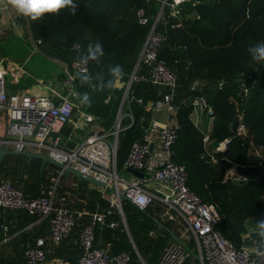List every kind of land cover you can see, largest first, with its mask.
I'll list each match as a JSON object with an SVG mask.
<instances>
[{
	"label": "trees",
	"instance_id": "1",
	"mask_svg": "<svg viewBox=\"0 0 264 264\" xmlns=\"http://www.w3.org/2000/svg\"><path fill=\"white\" fill-rule=\"evenodd\" d=\"M75 15L68 8L58 15L45 14L37 21L29 20L30 33L40 39L39 50L47 57H55L70 63L82 61L90 44L100 43L103 56L88 61L85 74H77L75 87L82 96L87 94L91 105L84 103V110L99 120L102 128H109L114 120L122 89L109 88L114 77L110 68L119 64L123 68L121 80L127 81L134 72L128 90V105L125 108L132 116V123L117 134L115 167L120 170L130 144L141 135V125L146 123L149 111L147 103H153L164 94H171L170 103L176 106L179 125L177 136L171 145V159L182 164L186 173V185L206 203L215 205L218 221L214 228L235 248L241 244L261 247L264 244V206L259 194L264 189V70L255 76V82L247 99L238 105L241 123L251 135L252 142L261 146L260 157L250 153L237 136L229 139L230 125L236 112V78L256 64L251 61L247 48L264 42V0H188L179 5V25L171 26L174 19L166 6L155 24V31L163 35L159 43L158 57L163 59L175 75V86L170 91L146 81V68L135 64L140 47L151 24L137 22L135 11L142 8L148 18L158 9L157 0H74ZM28 20V19H27ZM80 47L77 52L74 49ZM263 64V63H262ZM192 80L199 84L190 89ZM221 80L220 87L217 86ZM202 97L211 110V123L207 133L190 121L189 101ZM141 98L139 105L134 99ZM218 143L228 139L223 150L206 153L203 137ZM214 162L211 161V158ZM5 159L17 164L19 176H13L12 184L30 197H36L42 189L50 187L46 174L56 172L58 166L38 158L5 154L0 157V169ZM236 165L243 178L252 179L262 175V184L233 185L223 180L225 171ZM61 169V168H59ZM1 176V175H0ZM75 188L57 187L59 198L66 190L71 191L67 202L76 205L74 229L55 246H44L46 256L59 257L69 264H77L82 254L78 241L79 230L90 221L94 211L103 213L102 223L94 225L93 245L103 248L110 255L126 253L124 264H151L170 235L154 223L156 219L168 230L157 213L138 209L126 200H121V215L100 196L98 191L87 188L88 182L72 176ZM1 178V177H0ZM106 210H109L106 213ZM13 211L17 214H13ZM6 228L0 227V264H26L23 251L34 246L36 239L43 237L45 226L23 230L34 216L23 210H6L2 213ZM249 219L255 230H246ZM246 234L243 241L241 234ZM115 264V263H109Z\"/></svg>",
	"mask_w": 264,
	"mask_h": 264
},
{
	"label": "built area",
	"instance_id": "2",
	"mask_svg": "<svg viewBox=\"0 0 264 264\" xmlns=\"http://www.w3.org/2000/svg\"><path fill=\"white\" fill-rule=\"evenodd\" d=\"M157 1L158 9L149 18L142 8L135 11L138 23L145 24L151 19V24L140 47L134 70L139 63L144 65L147 75L140 80L171 91L175 86V75L165 61L158 57L159 43L163 35L155 31V24L161 17L162 8L166 6L169 16L174 19L171 26H178L179 5L188 0ZM40 41L38 39L37 44ZM74 49L80 51L79 46ZM67 68L65 75L55 82L39 81L46 91L8 93L3 88L5 71L0 66V121L6 117L9 122L5 134L0 138V148L48 156L65 167H71L93 178L104 185L95 187L121 217L118 193H123L126 201L141 210L154 202L163 205L165 215L159 216L178 223L180 232L177 235L170 230L176 239L170 236L172 240L169 239L164 244L151 264H264V244L261 247L251 245L250 249L242 245L235 248L214 228L219 219L215 205L203 202L186 185L183 165L171 159V145L177 136L179 125L176 119L177 108L170 103V93L143 106L150 113L146 123L140 127V137L130 144L123 161L120 171L131 174L129 179H124L119 176V170L115 167V151L117 134L132 123L131 113L124 107L128 105V90L131 80L135 79L134 72L122 83V95L111 126L94 130L91 125L99 120L84 110L83 97L74 84L76 75H83L87 71V64L73 60ZM263 70L264 63L254 65L236 78L235 117L238 124L234 135L248 146L250 153L258 157L261 146L252 142L251 135L241 123L237 107L247 99L255 76ZM198 84V80H192L190 89ZM220 84L221 80L217 86L220 87ZM134 100L139 105L142 103L141 98ZM189 105V116H196L201 111L211 116V110L202 97H192ZM159 114L166 116L163 122L157 119ZM193 123L196 125V119ZM66 126L86 128L85 136L81 139L73 138L71 133L66 136ZM203 142H208L206 136L203 137ZM210 159L214 162L212 157ZM125 168L137 170L143 176L136 177ZM59 173H64V169ZM55 186L56 183L48 189H42L38 196L30 197L11 181L0 178V212L23 210L33 215L36 222H45L48 229L47 239L51 246H55L76 225V213L66 206L65 194L56 198ZM258 198L264 206V189ZM141 200L145 203L141 204ZM102 220L103 213L94 211L90 214V221L79 230L78 241L82 254L77 264H124L128 259L126 253L110 255L103 248L93 245L94 225L101 224ZM45 244L46 238L40 237L36 239L34 246L23 251L26 264L46 263Z\"/></svg>",
	"mask_w": 264,
	"mask_h": 264
},
{
	"label": "rangeland",
	"instance_id": "3",
	"mask_svg": "<svg viewBox=\"0 0 264 264\" xmlns=\"http://www.w3.org/2000/svg\"><path fill=\"white\" fill-rule=\"evenodd\" d=\"M2 14H6V12H3ZM11 16V17H10ZM7 20V22L4 23V25L0 28V58L2 55L10 57L13 59L14 63L15 60L18 61L19 59H22L23 56H28L29 61L27 62V66L32 67L35 69V71L41 72L42 76H48L49 73L56 70L57 73L60 71V68H58L54 63L51 62L52 59L55 57H47L44 54H40L39 45L37 44V40L32 34L30 33V27H29V20L26 18L21 17L16 12L11 14ZM16 24V25H14ZM35 47L37 48L35 50ZM39 50V51H38ZM40 54V57H39ZM13 55V57H12ZM26 58L21 60L23 63ZM49 59V60H47ZM46 60V61H45ZM63 61V60H62ZM67 63V62H66ZM119 83H114L113 86L116 89H122L123 85H120L118 87ZM123 91V89H122ZM125 109V107H124ZM94 130L100 128L99 122L94 123L91 125ZM71 129V126L64 127L65 132H69ZM201 130L203 132H206V129L204 128V125H202ZM2 168L0 169V177L5 180H9L12 182L13 176H19L20 172L18 171V166L14 162L11 161V159H5L2 163ZM61 169L58 168L56 172L49 171L46 174L47 182L49 183L50 187L53 186L55 183H57V187L62 185L64 189H67L69 186L71 188H75L74 181L72 179L71 174L60 175ZM231 171V172H230ZM65 173V172H64ZM66 174V173H65ZM119 176L124 179H129L131 177V174L125 171L119 170ZM243 178L241 174L239 173L236 165H231L224 173L223 180H230L231 178ZM87 188H91L93 190L97 191V188L92 187L90 185H87ZM68 194V197L71 198L70 201L73 198V195H71V191L66 190L65 191ZM68 206L72 210H76L73 203L68 202ZM148 212H153L154 214H158L163 216L165 215V208L161 204H152L149 206V208L146 209ZM166 225L174 231L177 235H179L178 230L179 224L174 222H167ZM244 227L246 230H255V225L253 222L249 219H247L244 223ZM246 234H241V240L243 241ZM170 240H172L170 238ZM167 240L166 242L170 241ZM242 246H246L244 244H241ZM250 249L251 247L248 246Z\"/></svg>",
	"mask_w": 264,
	"mask_h": 264
},
{
	"label": "crops",
	"instance_id": "4",
	"mask_svg": "<svg viewBox=\"0 0 264 264\" xmlns=\"http://www.w3.org/2000/svg\"><path fill=\"white\" fill-rule=\"evenodd\" d=\"M1 8V16H0V28L4 25L5 22H7L9 16L13 13H15V10L12 9L10 6H4V5H0ZM3 12H6V14H2ZM11 17V16H10ZM16 25V24H14ZM37 48L35 47V50ZM39 51V50H38ZM43 54V53H40ZM39 54V57H40ZM13 57V55H12ZM24 58L25 61L23 63H21ZM41 59V57H40ZM49 60V59H47ZM29 61V57L28 56H23L22 59H19L18 61L15 60V63L13 61L12 58L7 57L2 55L0 58V66L1 68L5 71V81H4V90L8 93H21V92H30V93H35L38 91H46V89L43 87V85H41L42 83H40V80H43L44 82L46 81H51V82H55L57 79L62 78L65 75V71L68 69L67 65L69 63H66L65 61H62L58 58H54L51 60L52 63H54L58 68H60V71L57 73L56 70L50 72L48 76H42L41 72L35 71V69H33L32 67H29L26 65L27 62ZM46 61V60H45ZM50 61V60H49ZM124 81L121 80V78H115L114 79V83H119L118 87H120V85H122ZM114 88V86H113ZM123 89V87H122ZM83 97V96H82ZM190 121L192 122V124L194 126H198V127H202V125H204V128L206 129V132H208L209 128H210V123H211V116L209 114H207L206 112H198L196 113V116H189ZM160 122H163L166 119V116L164 114H159L158 118H157ZM196 119V125L193 123ZM8 119L6 117H3L0 121V138L3 134H5L7 128H8ZM85 131L86 128H81V127H71L69 132H66V136L69 135L71 133V135L73 136V138L75 139H81L85 136ZM235 136V135H234ZM228 140V139H226ZM210 141H208L206 144H204L205 149H206V153L209 155H212L214 153V151L209 150L208 148V143ZM227 141H222L220 143H218L216 149L219 150H223L225 147ZM6 150H12L11 148H5ZM261 148L259 149L260 152ZM254 155V154H253ZM231 172V171H230ZM71 174V173H68ZM60 175H65L67 176V174L62 173ZM72 176H74L73 174H71ZM73 179V177H72ZM74 181V180H73ZM74 186L75 185V181H74ZM88 185L95 187L96 185H93L91 183H88ZM96 188V187H95ZM63 194H65L66 197H68V194L66 192H64ZM57 198V195H56ZM69 198V197H68ZM66 206L71 209L68 206V202L66 201ZM75 206V204H74ZM76 210H73L76 214H80L83 213L85 214L86 211L83 209L82 211L77 210V208L75 207ZM72 210V209H71ZM18 212V211H16ZM15 211H13V214H17ZM2 213H5V211L0 212V217L3 218V228L5 226V218L2 215ZM29 214V213H28ZM75 214V215H76ZM45 226L44 229V234L43 237L46 238V246L50 245L49 239H47L48 237V229L46 226L45 222H41L38 223L35 221V217L34 220L29 223L27 226H25L23 229H21L20 231L14 232L12 234V236H9L5 239H3V241L8 240L10 237H13L15 235H17L19 232L23 231V230H29L31 228H39V227H43ZM67 236V235H66ZM48 254V253H47ZM52 263H62V264H69L67 261L62 260L59 257H47V261L45 264H52Z\"/></svg>",
	"mask_w": 264,
	"mask_h": 264
},
{
	"label": "clouds",
	"instance_id": "5",
	"mask_svg": "<svg viewBox=\"0 0 264 264\" xmlns=\"http://www.w3.org/2000/svg\"><path fill=\"white\" fill-rule=\"evenodd\" d=\"M0 5L10 6L15 12L23 18L30 21H37L44 18L45 14L58 15L61 10L68 8L72 15H75L77 4L74 0H0ZM247 52L250 55L251 61L256 64L264 63V42L250 45L247 48ZM103 48L100 43L90 44L87 48V54L81 59L83 63L88 61H95L98 57L103 56ZM110 73L114 78L121 77L123 75V68L117 64L110 68ZM114 79L108 82V87H113ZM83 101L87 105H91L87 94L83 96ZM141 204L145 201L141 200ZM264 227V224L261 225ZM264 235V233H262Z\"/></svg>",
	"mask_w": 264,
	"mask_h": 264
},
{
	"label": "water",
	"instance_id": "6",
	"mask_svg": "<svg viewBox=\"0 0 264 264\" xmlns=\"http://www.w3.org/2000/svg\"><path fill=\"white\" fill-rule=\"evenodd\" d=\"M237 124H238V119H237V117H234L232 119L231 125H230L229 139L232 138V137H234L235 128H236ZM226 141H228V140H226ZM217 145H218V142L215 141V140H212V141H210L208 143V148L211 151L219 152L221 150L216 149ZM5 154L24 155V156H27L29 158H38V159H41L44 162H51V163L55 164L56 166H58L59 168L64 169V172L66 174L71 173V174L75 175L77 178L83 179V180H85L88 183H91V184L96 185V186L104 187L103 184H100L99 182H97L93 178H91L89 176H85V175L81 174L80 172H78L77 170H75V169H73L71 167H68V166L65 167L62 163L57 162V161H54L53 159L49 158L48 156H43L41 154L34 153V152H20V151L6 150L4 148H0V157L2 155H5ZM125 170L131 172L136 177H142L143 176V174L141 172L137 171V170H132L130 168H125ZM230 180H231V183L233 185L241 186V185H245V184H251V185H255V186H260L262 184L263 178H262V175H258L257 177L252 178V179H246V178L239 177V178H231ZM108 190L110 192H113L114 193V191L112 189H109L108 188ZM117 196H118V203H119V206H120L121 200H126V198H125V196H124L123 193H118ZM153 221L158 226H160L165 231H167L168 234L173 239H176V236L170 230H168L166 227H164L160 222H158L156 219H153ZM1 226H3V218L2 217H0V227Z\"/></svg>",
	"mask_w": 264,
	"mask_h": 264
}]
</instances>
